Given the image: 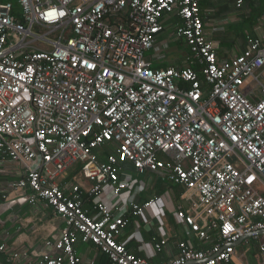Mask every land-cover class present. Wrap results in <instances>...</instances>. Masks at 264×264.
<instances>
[{
  "label": "built area",
  "instance_id": "built-area-1",
  "mask_svg": "<svg viewBox=\"0 0 264 264\" xmlns=\"http://www.w3.org/2000/svg\"><path fill=\"white\" fill-rule=\"evenodd\" d=\"M16 1L19 16L0 2V160L21 165L12 187L64 224L32 264H80L79 243L112 264H234L235 243L264 231V32L219 61L201 0ZM165 14L180 18L176 35L198 70L148 60ZM125 164L182 187L175 222L205 249L180 240L173 258L153 263L118 240L132 216L141 224L129 240L152 232L168 197L135 201L143 183ZM252 237L264 264V234Z\"/></svg>",
  "mask_w": 264,
  "mask_h": 264
},
{
  "label": "crops",
  "instance_id": "crops-1",
  "mask_svg": "<svg viewBox=\"0 0 264 264\" xmlns=\"http://www.w3.org/2000/svg\"><path fill=\"white\" fill-rule=\"evenodd\" d=\"M200 10L204 34L213 42L219 61H228L240 54L246 47L247 35L257 36L264 32V21L261 18L264 0H246L240 7L236 6L235 0H201ZM180 23V18L175 14L163 15V29L156 36L154 46L146 54L154 67H185L196 62L184 39L176 35L175 30ZM111 148L113 145L109 144L98 150L100 158L104 159L106 151ZM123 171L143 183L144 188L134 196L135 201L142 203L153 196L163 194L168 197L163 198L164 213L156 220L152 232L142 231L141 240H129L128 237L141 224L140 219L132 216L118 240L125 242L128 250L147 258L150 262H167L178 253L177 243L189 238L184 229L175 222L173 214L178 206L187 207L180 199L182 187L162 179L158 173L145 172L137 175L129 164L123 166ZM23 172L21 165L7 159L0 160V243L7 245L9 254H18L12 263L6 261L9 254H2L1 264L34 263L44 248V240L57 236L64 226L62 219L45 203H28V189L12 187V184L21 179ZM68 174L62 183L71 179L72 173ZM76 180L88 184L80 176H76ZM84 206L88 209L91 204L86 200ZM161 236L166 238V244L154 255L153 244L160 240ZM189 241L195 249L207 247L201 240L189 238ZM236 247L234 264H261L257 239L244 238ZM76 249L80 255V264H100L101 252L93 244L79 243Z\"/></svg>",
  "mask_w": 264,
  "mask_h": 264
},
{
  "label": "trees",
  "instance_id": "trees-1",
  "mask_svg": "<svg viewBox=\"0 0 264 264\" xmlns=\"http://www.w3.org/2000/svg\"><path fill=\"white\" fill-rule=\"evenodd\" d=\"M0 2H11L12 5H13V12L14 14L18 15L20 14V10H19V6H18V3L16 0H0ZM188 66H191L192 68L198 70V65L196 64V62L194 64H191V65H188ZM135 254V253H134ZM102 257L100 259V264H112V262L109 260V258L102 254Z\"/></svg>",
  "mask_w": 264,
  "mask_h": 264
},
{
  "label": "water",
  "instance_id": "water-1",
  "mask_svg": "<svg viewBox=\"0 0 264 264\" xmlns=\"http://www.w3.org/2000/svg\"><path fill=\"white\" fill-rule=\"evenodd\" d=\"M262 234H264V231H259V232H255V233H250V234H248V235H244L242 238H240V239L238 240V242L235 243V245H237V244H238L240 241H242L244 238L252 237V236H254V235H262Z\"/></svg>",
  "mask_w": 264,
  "mask_h": 264
}]
</instances>
